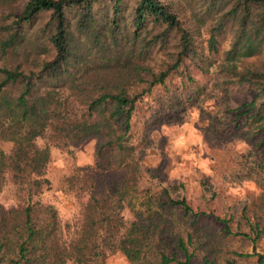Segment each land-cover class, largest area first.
I'll return each mask as SVG.
<instances>
[{"label":"trees","instance_id":"1","mask_svg":"<svg viewBox=\"0 0 264 264\" xmlns=\"http://www.w3.org/2000/svg\"><path fill=\"white\" fill-rule=\"evenodd\" d=\"M9 1L0 12V264H109L115 255L131 264H198L211 238L199 225L208 213L169 188L155 193L146 181L147 137L194 103L197 93L177 97L169 84L175 75L183 90L197 84L191 60L222 78L226 92L245 90L238 107L208 113V136L254 144L264 188V0H27L8 10ZM158 88L170 96L153 99L140 137L136 113ZM91 140L95 163L66 179L77 214L63 223L42 200L53 190V149L74 157ZM9 184L16 207L1 202ZM249 227L235 235L250 240L264 264L256 249L264 225ZM203 264L213 263L205 256Z\"/></svg>","mask_w":264,"mask_h":264},{"label":"rangeland","instance_id":"2","mask_svg":"<svg viewBox=\"0 0 264 264\" xmlns=\"http://www.w3.org/2000/svg\"><path fill=\"white\" fill-rule=\"evenodd\" d=\"M26 2L27 0H10L7 9L21 10ZM2 7L4 3L0 0V12L3 11ZM42 17L39 23L44 26L48 22V16ZM228 46V41L224 42L222 50L228 49ZM155 57L156 60L162 58L160 54ZM187 65L197 84L183 90L181 77L175 75L169 83L171 92L177 97L197 93V97L191 106L187 105L186 111L177 116L171 115L150 129L144 160L151 180L146 181L156 184L155 193L160 188H169L173 198H186L196 211L208 213L199 225L207 228L211 238L207 242L208 249L198 255V264H203L205 256L213 264H231L233 261L236 264H259V257L253 254V243L242 235H235L239 231L249 232V224L261 221L264 225V188L256 169L254 144L243 139L230 141L225 136L223 140L215 141L208 136L212 123L208 113L224 104L232 108L238 107L247 98L245 90L231 89L228 93L222 84L223 79L215 72L204 75L191 60L187 61ZM167 96L170 95L163 88H158L155 95L145 101V106L141 105L135 117V132L140 137L145 134L153 99L164 98L167 101ZM187 97L181 99L186 100ZM39 144L43 145L44 141H39ZM96 144L95 140L87 142L75 151L74 157L53 149L48 169L53 190L46 193L42 200L55 206L63 223L71 221L77 214L74 198L63 191L68 186L66 183H69L66 179L77 166L95 163ZM1 146L6 151L11 148L8 143ZM144 185L147 188L150 186L146 183ZM143 201L142 195L139 199H134L137 211L141 209ZM1 202L6 207L17 206L13 185L9 184L4 188ZM124 215L129 222L135 220L134 213L129 209L125 210ZM191 220L192 218L185 220L184 225L190 228ZM224 220L228 222L233 234L227 233ZM255 236L252 233V238ZM256 249L258 254H264V234L257 240ZM109 264L131 263L124 256L115 255L109 259Z\"/></svg>","mask_w":264,"mask_h":264}]
</instances>
